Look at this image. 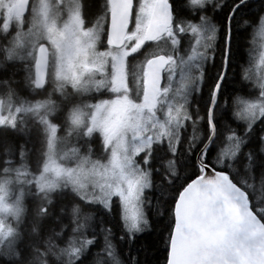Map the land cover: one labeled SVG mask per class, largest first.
<instances>
[{"label": "snow or ice", "instance_id": "6c2138e0", "mask_svg": "<svg viewBox=\"0 0 264 264\" xmlns=\"http://www.w3.org/2000/svg\"><path fill=\"white\" fill-rule=\"evenodd\" d=\"M12 4L0 264H264V0Z\"/></svg>", "mask_w": 264, "mask_h": 264}, {"label": "rangeland", "instance_id": "374dc122", "mask_svg": "<svg viewBox=\"0 0 264 264\" xmlns=\"http://www.w3.org/2000/svg\"><path fill=\"white\" fill-rule=\"evenodd\" d=\"M17 5H18V4H17V0H13L12 7L8 8L7 12H4V13H2V14L5 15V16H9V15H11V16L15 17V15H16V11H17V9H16V8H17ZM25 53H26V46H25V48H22L21 53H19V54H20L21 56H23V55H25ZM122 69H123V68H122V66H121L119 72L117 73L118 78H122V77H123V75H122V74H123V71H122V74H121V70H122ZM118 101L122 103V106H123V107H125V105H124L125 99H124L123 97L119 98ZM128 108H129V111H130V110H131L130 107H128ZM111 110H112V109H110V110H109V113L106 114L105 117L103 118L105 121L109 120V117L111 116V115H110ZM112 116H114V119H115L116 117H118V114H117V113H113ZM114 119L112 120V123H113V124L116 123V121H114ZM26 120H27V124H28V125H31V124L33 123L31 116L26 117ZM62 151H63V144L60 143V142L58 141V144H57V155H60V153H61ZM65 157H66L67 159H71V157L68 156L67 153H65ZM0 181L8 182V178H7V177H4V176H0ZM12 195H13L12 192H8V193H7V196H8L9 198H11Z\"/></svg>", "mask_w": 264, "mask_h": 264}, {"label": "flooded vegetation", "instance_id": "af4514ba", "mask_svg": "<svg viewBox=\"0 0 264 264\" xmlns=\"http://www.w3.org/2000/svg\"><path fill=\"white\" fill-rule=\"evenodd\" d=\"M17 4H18V0H17ZM18 6H19V4L17 5V8H18ZM17 8H16V9H17ZM16 14H17V11H16ZM92 14H93L92 12H88V11H86V13H85V18H86V20H87ZM21 50H22V49L18 50L19 53H21ZM122 71H123V69L121 70V74H122ZM122 75H123V74H122ZM115 86H116L117 88L123 86V77H122V78H118V79L116 80V82H115ZM124 105H125V107L122 106V103H121V102L117 101V103L111 108V109H112L111 112H110V115H111V116L113 115V113H117V114H118V117H116V118L114 119V121L118 122L122 117H126L127 113L129 112V108H128L129 105H128V103H127L126 101L124 102ZM97 143H98V140H97Z\"/></svg>", "mask_w": 264, "mask_h": 264}, {"label": "trees", "instance_id": "16d2710c", "mask_svg": "<svg viewBox=\"0 0 264 264\" xmlns=\"http://www.w3.org/2000/svg\"><path fill=\"white\" fill-rule=\"evenodd\" d=\"M13 79H17V78L13 77ZM30 146L32 148V153L33 154H32V156L30 157V159L26 163H29L31 165L32 169L35 171L36 168H37V163H38V157H37V154H36L37 145L34 142H32ZM21 167L24 168V165H21ZM30 199H31L30 197H26L25 198V208L28 209L29 211L31 209V204L29 203Z\"/></svg>", "mask_w": 264, "mask_h": 264}, {"label": "water", "instance_id": "95a60500", "mask_svg": "<svg viewBox=\"0 0 264 264\" xmlns=\"http://www.w3.org/2000/svg\"><path fill=\"white\" fill-rule=\"evenodd\" d=\"M21 2H22V0H18V4H19V6H20ZM19 6H18V8H17V13H18V11H19ZM147 83H148V82H147V80H146V84H147Z\"/></svg>", "mask_w": 264, "mask_h": 264}]
</instances>
